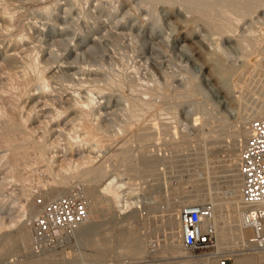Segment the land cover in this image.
<instances>
[{
  "label": "rangeland",
  "instance_id": "374dc122",
  "mask_svg": "<svg viewBox=\"0 0 264 264\" xmlns=\"http://www.w3.org/2000/svg\"><path fill=\"white\" fill-rule=\"evenodd\" d=\"M68 1L59 0L62 6H54V18L42 12L45 5H51L54 0H0V14L2 11L7 12L6 18L0 16V237L6 232L16 231L20 226L19 224L33 222L30 212L33 209L32 212L35 213L36 209L39 208L38 206L42 205L39 198L42 197L41 200L45 202L44 200L48 199L46 192L51 188L61 186L56 181V175L61 173L71 176L74 174L68 192L73 193V191H76L75 194L78 196L83 194L86 188L85 182L75 173L83 169V166L86 168L94 165L95 162L91 161L92 157L97 156L96 153L101 154L100 148H91L90 144L92 145L94 141L95 143L98 141V144H105L109 149L111 146L115 148L122 140L128 139L126 133L118 131L115 121L121 119L118 114L119 108L122 106V100L118 94L121 90L129 91L130 84L124 85L119 90L115 89L116 92L113 94L114 96H111V102L106 108H103L106 110L103 121L105 120L104 122L110 124L108 132L103 136L100 135L102 137L95 135L93 130L87 134L81 121L78 123V121L71 120L72 116L66 108L68 105H66L67 103L60 93L63 90H59L60 83L50 77L49 69H46L47 72L44 70V75L48 77L50 86L46 87L47 90L39 87L40 69L32 63L35 58H38L41 67L44 66L45 68L61 64H65L66 68H77L69 69L70 73L81 67L100 69L103 66L102 69L108 68L118 74L116 76L132 75L133 80L137 82L133 83L137 85L142 82L151 85L160 84L159 86L164 87L165 90L173 91L171 93L173 95L177 93L188 95L192 92H199L200 87L186 85L189 77H197L196 79L200 80L210 95L214 97V101L213 99L208 101L209 98L205 97L207 95H204V97L200 95L199 101L192 97L185 98L180 101L178 111L176 110L178 116H172L168 121L162 118V114L160 115L161 120L155 121L152 119L150 122L148 121L150 125H154L148 130L157 131L161 126V129H169L175 126L183 133L195 134L199 132L198 130L208 129L207 127L211 125L219 133L215 136L217 137L216 140L210 144L212 149L210 148L209 153L207 152L208 155L203 154L205 149L198 147V143L195 142L189 147V150L184 148L180 145L183 140L180 141L179 135L175 134L169 138L167 144L161 145L162 148L159 149L162 150L156 148V151L153 150L152 154L151 151L147 152L152 157H158L156 159L157 170L150 171L149 169L148 171L146 169L144 177L132 170L133 167L130 166L128 175L132 183L126 185L124 193L125 196L130 195L132 201L134 199L137 201L141 195L143 202L134 206V209L140 208V212L131 219L119 220V217L115 215L118 208L115 207L114 203L110 209L101 207L94 209L95 217L93 218L99 220L98 224L101 222L100 227L104 232L99 227L97 237L106 239L103 242V248L91 249V246H81V244H78L80 242L77 237L72 234L66 238L63 236L54 243L52 246L54 250L56 248L53 251L54 254L42 255V257L36 255L37 251L33 247L28 246V248L22 242H17V245L14 244V247H12L10 254L0 253V264H191L193 259L197 260L199 257L204 256H215L212 264H221L223 256L228 258L229 264H237V261L244 259L247 260L246 264H264V253H255L254 257L244 256L245 258L243 256L239 258L233 254L235 249L245 254L258 251V249L251 250V248L260 247L262 249L264 242H260L262 237L258 238L259 232L258 237L256 233L254 237L252 236L249 239L250 249L248 245L236 248L222 247L216 235L210 245L197 250H190L184 247L182 240L179 241V237L171 240L169 236L170 227L165 220L169 202L176 200L183 192L189 190V192H192L198 186H205V180L196 179L205 163L211 161V165L218 170L213 173L214 175H209L207 181L209 183L214 181L213 184L218 186L219 190L224 189L226 186L223 181L227 178L223 176L229 173L224 172L223 170L227 169L222 168V166L233 153L240 137V132L231 134L229 131H231L234 122L238 125L246 122L244 120L245 110L257 101L260 90L258 88L261 79L264 78V45H262V42L264 44V32H262L264 28H262L264 25V0L261 1L260 7L251 14L254 19L253 23L255 22L253 31L246 30L251 22V16L248 19H243L237 25L235 24L236 21L234 23L230 17H236L237 15L228 11L230 16L227 12V14H217L223 21L215 15L217 22L225 27L222 31L213 33H206L204 18L200 14L198 16V13L188 11L178 0H159L158 3L155 2V13L149 12V9L141 4L140 0H103L105 7L108 9L115 10L114 5L117 7L114 15L116 17L112 15L108 17L104 10L96 6L100 0H78L76 3ZM143 7L145 8L143 9ZM67 8H70L69 13H65ZM56 16H60V25L56 22ZM52 18L54 19L52 20ZM155 18L160 20V25L156 27L154 32H151ZM119 19L121 20L118 22ZM87 30L91 32L89 33L90 37L88 36L86 39L76 35L77 32L79 34V32ZM129 32L134 34L131 35ZM200 35L204 36L200 38ZM228 36L231 37L230 42H224L222 51L218 50L215 47V39ZM199 40L203 41L202 48ZM245 41L251 45L246 44L248 46L246 47ZM254 41L258 43V48H255L254 45V49H252ZM217 50L218 55L213 54ZM14 51L19 55L17 59H11L7 56L8 53ZM219 55L222 56L223 64L230 67L233 73L236 72L235 74L224 73L217 68ZM259 62L260 64L263 62L261 67ZM253 63L254 65H252ZM198 65H202V67L199 68ZM244 71L246 72L244 73ZM248 71L249 73H247ZM168 78L171 83H169ZM185 78L187 81L182 85H178ZM207 78L211 79L210 83ZM65 84H70V80L65 81ZM213 86L219 90L214 91ZM255 86L258 91H256ZM70 91L72 92V90ZM157 100H159L158 97ZM194 102H198L200 106L196 107L195 105L194 107ZM212 102H215L214 105L217 106L212 107ZM203 103L205 106H202ZM115 105L117 109L112 108ZM208 105H212L211 110L208 109ZM107 111L108 113H106ZM205 113L206 115H204ZM115 114L120 119L115 117ZM223 114H225V117H221ZM222 118L224 119L223 123L221 122L223 121ZM229 119L230 121H227ZM9 121L11 125H9ZM139 121L137 120L133 124L137 128L140 127ZM161 123L165 125H161ZM200 125L203 126L200 128ZM226 126L229 130L226 129ZM175 127L173 128L175 129ZM44 142L48 144L46 145ZM137 142L134 141L133 146H138ZM194 146L197 149H202L201 151L197 150L198 153H202L201 155L189 154L194 151ZM173 148L174 151L172 152ZM168 150L173 154L167 152ZM159 151L164 154V159L162 158L163 154ZM23 152L26 154H23ZM168 153L174 157L176 155V157L171 156L170 159ZM38 154L42 155L41 160L36 159ZM181 154L185 157L183 155L180 157ZM9 157H12V159ZM96 160L99 162L97 161L95 164L103 161L101 155L98 158L96 157ZM108 161L113 163L112 160ZM19 162L21 163L19 164ZM215 164L217 166L221 164V166L217 167ZM227 193L230 192L227 191ZM65 194H67V191ZM206 202H209V200ZM230 209H232L231 205L228 204L221 211L223 214L226 212L228 214ZM178 224L175 227H179L175 229L176 232H180L181 229V224ZM130 229L139 232L141 235H146V243L143 247L144 254L141 256L134 257L131 253L124 252V241L128 238ZM112 233L113 235H111ZM261 236L264 238V233ZM254 238L255 241H253ZM225 245H229V243ZM94 251L100 252V259L86 254ZM207 253L212 254L205 255Z\"/></svg>",
  "mask_w": 264,
  "mask_h": 264
},
{
  "label": "bare ground",
  "instance_id": "6f19581e",
  "mask_svg": "<svg viewBox=\"0 0 264 264\" xmlns=\"http://www.w3.org/2000/svg\"><path fill=\"white\" fill-rule=\"evenodd\" d=\"M70 1L73 3L78 2V0H70ZM70 1H68V2H70ZM178 1H180L183 4L184 8H186L188 11L191 10L193 12H196V13H198V16L200 14L204 18V26L206 28L205 31H207L206 33H208V32L213 33L215 31H222L223 28L225 27L223 24L217 22L218 20H216V18H215L217 16V14L226 13V12L228 13V11L229 12L231 11L237 15L236 17H233V16H230L228 13V15L233 19L234 23L236 21L235 24L240 23L243 19H248V17L251 16V18H250L251 22L249 21L250 24L248 27H246L247 28L246 30L255 29V26L253 25L255 22L253 23L254 19H253L251 14L254 11H256L257 8L260 7L262 0H178ZM155 2L158 3L159 0H140V3L145 5V7H147L149 9V12H151V13H155V7H154V4H156ZM163 2H165V1H163ZM176 3H178V2H176ZM67 5H68V3H67ZM1 6H3V5H1ZM54 6H58V7L62 6V3H60L59 0H54V2L51 5L50 4L45 5L42 12L44 14L48 15L49 17H51V16L54 17L53 16ZM96 6L99 7L100 9L104 10L108 17H110L111 15L114 16L116 14L115 10H117V7H115V5H114L113 8L115 10H112L110 8L109 9L106 8L105 7L106 5H104L103 0H100V2ZM145 7H143V9ZM138 8H140V7H138ZM69 12H70V8H67L65 13H69ZM6 13L7 12L2 11L0 16L2 18H6V16H7ZM59 17L56 16V22L59 23V25H60L61 21H59V20H61V19ZM114 17H116V16H114ZM54 18H52V20ZM218 18H220V17H218ZM120 20L121 19H119L118 22ZM220 20H222V19L220 18ZM256 22H258V21H256ZM229 23H230V20H229ZM232 24H233V22H232ZM159 25H160V20L158 18H155L154 23H152V27L150 26L152 28L151 32H154L156 27H158ZM261 25H263V24H261ZM227 26H228V24H227ZM233 26H236V25H233ZM263 27H264V25L262 26V28ZM234 28L236 29L237 27H234ZM62 30H64V28H62ZM260 30H261V28H260ZM90 32L91 31H89V30L83 31V32L81 31V32H79V34L77 32L76 35H78L79 37H84L86 39V37L89 36ZM230 32H231V30H230ZM262 32H264V28H263ZM121 34H122V32H121ZM129 34H131V32H129ZM133 34L134 33H132L131 35H133ZM201 36H204V35H200V38H201ZM210 39H211V35H210ZM217 39H215V41H216L215 47L218 50L222 51V49H223L222 46L224 45L223 43L224 42H230L231 37L228 36L225 38H217ZM199 41H200V47H201L203 41L202 40H199ZM259 41H260V39H259ZM254 43H255V41H254ZM254 43H252V47L255 45V48H258V43H255V44ZM244 44L246 47H248L246 44H250V43L245 41ZM256 44H257V46H256ZM241 45H243V44L241 43ZM262 45H264L263 42H262ZM88 48L90 49V47H88ZM252 49H254V47ZM218 50L216 52L213 51L214 52L213 54L218 55ZM7 56L10 57L11 59H17L19 55L14 51L12 53H8ZM221 58H222V56L220 57V55H219V58H218L219 60L218 61L216 60L217 61V68L221 69L224 73L228 72L229 74H231V73L235 74L236 72L233 73L231 71L230 67H226L223 64V61L221 60ZM32 63L34 66H36L40 69L39 77H38L39 87L47 90L46 87L50 86V81H49L48 77L46 75H44V73H45L44 70H46V69H49L48 71H49V73H51L50 77L52 79L57 80L58 83H60L59 90H63L60 93H61V96L63 97V99L65 100V102L67 103L66 105H68V106H66V108L68 109V111L70 112V115L72 116L71 120L78 121V123H79V121H81V123L83 124V126L85 128V131H86L85 133H87V134L91 130H93V133H95V135H97V136L98 135L103 136V134L108 132V130L110 128V124H109V122L108 123L104 122L105 120L103 121V119H105V118H103V115H105V111H106L103 108H106L107 105L111 102V96L113 94H115V92H116V91H114L115 89L119 90V88H123L124 85H127V84H130V87H131L129 91H124V90L122 91L121 90V92L118 94L119 98L122 100V106H120V108H119V114L115 112L116 114L121 116V119H120V117H117V115L115 114V117L120 119V120L115 121L117 126H118L117 129H119L118 131H120V132L126 133V136L128 137V139L127 138H126L127 140L124 139L125 141L122 140L119 143V145L117 144V146L115 148H112V146H111L110 147L111 149L109 148L110 150L106 147L105 144H98V141H97V143H95V141H94V143L92 145L90 144L91 148L92 147H96V148L98 147V149L100 148L99 151L101 152V154L98 155V153H96L97 156H93L92 157L93 159L92 160L90 159V160L92 162L96 163L100 159L99 158L98 160H96V157L98 158V156L101 155L103 161L100 163H97V164L94 163V165L86 167V168H84V166H83V169H81V170L78 169L79 171H77V173H75L76 175H78L82 178V180L85 182L84 184L86 185V188L83 191V194L79 197H81L87 205L88 217L86 218L85 221H83L82 223L77 225L72 230H69L67 228H61V229H59V232L61 233L62 237L64 236L65 238L69 235H72V234H73V236L75 235L77 237L78 241L80 242L78 244H81V246L82 245L84 247L91 246V249L103 248V245H104L103 242H104V240H106L104 238L97 237L98 230L99 229L101 230V227H100L101 222H100V224H98L99 220L96 218H93V217H95V214L93 213L94 209H96L98 207H101L104 209H107V208L110 209L112 204L114 203L116 205L115 207L118 208V209H116L115 215H117L119 217V220H124V219H128V218L131 219L132 217H135V215H137L140 212V208L134 209V206H136V204L143 202V200H141V199H143V198H141V195H140L139 199H137V201H136V199H134L135 201L134 200L132 201L129 197L130 195L125 196V193H124L126 185L132 183V180H131L130 176L128 175L130 166L133 167L132 170L136 171L139 174H142L145 177V172L147 170L148 171H149V169H150V171L157 170L156 168H157L158 164H157L156 159L158 157H152L151 156V154L153 153V150L156 151V148H158V149L160 147L162 148L164 143H166V144L168 143L169 138L171 136H173L175 134L179 135V137H180L179 140L180 141L183 140L182 144H180V145H182L184 148H188V150H189V147L191 145H193L194 142L198 143V145H199L198 147L205 149V151L203 150V154L204 153L207 154V152L209 153V150L212 149L210 144L216 140L215 138H217V137H215V136H216V134L219 133L217 131V129L212 128L211 125H209V123H208V125L210 127H207L208 129L202 128V129L198 130L199 132H196L195 134L183 133L180 131V129H178V127H175V126H172L170 128L168 127L169 129H161L162 128V126H161V128L158 129L157 131L148 130L150 127L154 126V125L152 126L149 124V122L152 119L155 121L161 120L160 115L163 114L162 118L167 119L169 121V119H171L172 116L173 117L176 116L177 115L176 112L178 111V109H177L178 105L180 104V101L184 100L185 98L192 97L193 99L195 98V100H198V98H200L201 96L204 97V95H207L205 97L207 99L209 98L208 101H212L210 99H213V101H214V97L210 95L209 91L206 89V87H204V85L201 83V81L196 79L197 77L196 78L195 77H189V78L187 77L188 81L185 78L184 81L181 80L183 82L178 83V85H182L183 83H185V81H187L186 85L200 87L201 90L199 92L198 91L192 92L191 94H188V95H184L183 93H177L176 95H173V94H171L173 92L172 90H170L172 92H169V91L165 90L164 87L159 86L160 84L156 83L155 85L154 84L151 85L149 83L145 84L142 82V83H139L140 84V86H139V84L138 85L134 84L137 82H135V80H133V78L131 77L132 75L128 76L130 74H127V75H123V76L122 75L116 76L118 74H115L114 72L110 71L108 68L102 69L103 66H102V68L100 67V69L99 68L91 69V68H87V67H81V68H79L80 70L79 69L76 70L77 69L76 67H69V68L67 67L66 68V66H64L65 64L64 65L61 64V65H56V66L51 65V66H48L49 68H45L44 66L41 67V62H40V60H38V58L33 59ZM254 63L252 65H254ZM262 63L260 64V62H259L260 67H261ZM198 67L201 68L202 65H198ZM71 68H76L75 69L76 71L73 70L74 72L70 73L71 71H69V69H71ZM250 69H251V67H250ZM46 72H47V70H46ZM245 72L246 71H244V73ZM247 73H249V71ZM84 74H86V75H84ZM91 74H93V75H91ZM245 76H246V74H245ZM134 78H135V76H134ZM69 80H70V84H65V81H69ZM168 80L170 81L169 78H168ZM210 80H211L210 78H207V81L209 83L211 82ZM169 83H171V81ZM246 83H247V80H246ZM246 83L244 82V84H246ZM248 83H250V82H248ZM168 86H169V84H168ZM170 86H171V84H170ZM257 87H259V86H257ZM255 88H256V86H255ZM178 89H177V91H178ZM258 89H260V90L258 93L259 97H258L257 101L251 107L249 105L245 110L244 120L246 122L242 125H238L236 122H234V124H233V122H231L233 124V127H231V129H230L231 131H229V132H231V134L232 133L236 134V133L240 132V137H239V141L236 143V145L233 149V153L229 156L228 161L225 164L222 163L223 164L222 168L227 169V170H223V171L229 173L228 175L223 176L224 178H227V180L223 181L226 184L224 189H222L224 191L219 190L218 186L213 184L214 181L211 183H209L207 181L208 176L212 175L213 173L217 172L218 170H216L215 166L211 165V163H212L211 161H210V163H205L204 166L201 168V172L198 173V177L196 178L197 180L198 179L199 180H201V179L205 180V186L204 187H201V186L197 187L196 186L197 188L193 189L192 192H189L190 190L187 192H183L182 194L179 195V197L176 200L171 201L167 204L168 212H167V218L165 220L170 227L169 228L170 229L169 236L171 237V240H174L175 237H179L180 238L179 241L182 240V226H181L180 232H176V230H175V229L179 228V227L175 228L176 225L178 223L181 224L180 217L178 216L179 208H182V207L187 206V205H192L194 203H206V201L209 200V202H212L214 205L215 216H214V219H212V221H205L204 224L206 225L210 222H213L215 224L216 235L218 236L219 244L222 247H235L236 248L239 246H247L248 243L250 242L249 239L252 236L254 237L257 233V237H258V232H259L258 238L262 237V240H260V242H264V238H263V236H261L264 232L260 233V230L257 228L255 221L252 219V216H251L252 213H255V209L259 208L261 210H264V201H260L254 205L247 203L245 201V199L242 195L243 177H242V173L240 171L242 151H243L244 145H245V143H246V141H247V139L251 133L252 120L259 117V116L264 115V78L261 79V84H260V87ZM70 90H72V92ZM192 90H193V88H192ZM213 90L218 91L219 89H217L215 86H213ZM256 91H258L257 88H256ZM157 97L159 98V100H157ZM189 99H191V98H189ZM204 102L206 103V101H204ZM212 103H213V106L212 105L211 106L214 107L215 106L214 104H216V103L215 102H212ZM245 103H246V101H245ZM195 105H196V107L200 106V104L198 102H194V107H195ZM203 105H204V103L202 104V106ZM211 106H209L208 109ZM243 106H244V104H243ZM116 107L117 106L115 105V107H112V108L117 109ZM206 110H205V112H206ZM209 110H211V108ZM196 112H198V111H196ZM210 112L212 113V111H210ZM106 113H108V111ZM203 113H202V115H203ZM164 114H167V115L164 116ZM204 115H206V113ZM222 116L225 117V114L221 115V117ZM115 117H113V118L115 119ZM219 117H217V118H219ZM175 119H177V118H175ZM226 119H227V117H226ZM137 120H140L138 122V124H140L139 128H137L135 125H133V124H135L134 122H136ZM172 120H174V119H172ZM215 120H217V119H215ZM166 121H164V122H166ZM227 121H230V119ZM201 122H203V121H201ZM221 122L223 123L224 119ZM199 124H200V121H199ZM9 125H11V122L9 123ZM161 125H165V124L161 123ZM202 126L200 125V128ZM173 127H175V129ZM222 127L224 128V126H222ZM221 129H218V130L222 131ZM226 129H227V126H226ZM227 130H229V129H227ZM223 131H225V129H223ZM222 133H224V132H222ZM92 135H94V134H92ZM102 136H100V137H102ZM15 139H17V138H15ZM211 139H214V140H211ZM21 140H23V139H21ZM134 141H136V142L138 141L137 142L138 146L137 145L133 146V144H135V143H133ZM44 143H46V142H44ZM47 144L48 143H46V145ZM47 147L49 148V145ZM24 148L25 147L23 146V149ZM163 148H165V147H163ZM166 148H167V146H166ZM166 148H165V150H167ZM193 149H194V151L191 149L193 152H190L189 154H194V155L196 154L197 155V154H200L197 152V150L198 151L202 150V149L201 150L197 149L196 146H194ZM159 150H162V149H159ZM169 150L167 152H169ZM182 150H184V149H182ZM148 151H151V154H147ZM171 151L173 152L174 148ZM159 152L161 153V151H159ZM177 152H179V151H177ZM169 153H168V155H169L170 159H171V156L174 157L173 155H170L171 153L170 154ZM23 154H26V153L23 152ZM161 154H163V153H161ZM141 155H142V157H140ZM182 155L183 154H181L179 156L181 157ZM41 156H40V154H38L36 156V159L41 160ZM163 156H164V154L162 155V158L164 159ZM12 157L11 158L9 157V158L12 159ZM175 157H176V155H175ZM188 158H186V159L188 160ZM13 159H14V157H13ZM15 159H16V157H15ZM108 160H112L113 163H111V161H108ZM165 160H167V159L165 158ZM20 163L21 162H19V164ZM160 163H162V162H160ZM215 165L217 166V164H215ZM219 165L221 166V164H218V166ZM159 167H160V165H159ZM159 170H160V168H159ZM72 176H74V174L71 176H67V175H64L61 173L59 175H56V181L59 184H61V186L60 187H54L53 189L51 188L50 190H48L46 192L48 199L44 200V201L46 202V201L54 199L60 195H63L66 193V191H67V193H69L68 191H69L70 186H71L70 181H72L71 180ZM75 181H77V180L75 179ZM79 181H80V179H79ZM217 181H218V179H217ZM219 182H220V180H219ZM135 185H137V184L135 183ZM133 189L135 190V188H133ZM127 191H128V189H127ZM227 191H229L230 193H227ZM43 198H47V197H43ZM228 204L231 205L232 209H230V213L226 214L227 213L226 212L223 214L221 209ZM38 207L39 208L36 209L35 213L32 212L33 209L31 212L29 211L30 215H31V220L33 222H30V223L25 222V223L19 224L20 226L16 231L6 232L0 237V253L5 252V253L10 254L12 247H14V244H16L17 242H22L24 246H27V247L30 246V248L32 247L33 242H34V220L36 218L34 216L39 213V211L42 208V205H40ZM35 208H36V206H35ZM224 211H225V209H224ZM33 217H34V220H33ZM131 229L129 231L128 238H126V240L124 241V247L123 248H124V252H129L134 257H138V256H141L144 254L143 247L146 243V239H145L146 235L145 236L141 235L139 232L131 230ZM101 231H99V232L101 233ZM111 235H113V233ZM255 238L253 241H255ZM177 241H178V239H177ZM228 243H229V245H225ZM180 244H181V242H180ZM248 246L250 249L251 245L249 244ZM78 248H80V247H78ZM253 249H258V251H256V252L254 251V252H250V253L245 254L244 252H241V251L238 252L239 250L235 249L233 251L234 252L233 254H234V256H237L240 258L242 256L243 257L244 256H253L254 257L255 253H257V254H260V253L263 254L264 253V250H262V249H264V247L262 249L260 247L251 248V250H253ZM55 250H56V248H55ZM55 250L52 246H48V247H45V248L37 251L36 255L37 256L49 255V254H52L53 251H55ZM86 254H90L91 256H93L97 259L98 258L100 259V256H101L100 252H98V251H94L92 253L89 252ZM210 254H212V253H207L205 255H210ZM214 258H215V256H204L201 258L199 257V259H197V260L193 259L191 264H212ZM246 262H247V260L245 261V259L239 260V261H237V264H246ZM164 264H170V263H164Z\"/></svg>",
  "mask_w": 264,
  "mask_h": 264
},
{
  "label": "built area",
  "instance_id": "2783aa9c",
  "mask_svg": "<svg viewBox=\"0 0 264 264\" xmlns=\"http://www.w3.org/2000/svg\"><path fill=\"white\" fill-rule=\"evenodd\" d=\"M243 177L242 195L247 203L264 201V115L252 120L251 133L244 145L240 163ZM42 208L34 220V242L32 247L39 251L53 246L62 238L59 229L72 230L88 217L85 201L78 195L67 193L43 202ZM254 212V211H253ZM252 213V212H251ZM215 209L212 202L194 203L180 209L182 243L190 250L210 245L216 237V226L212 221ZM260 233L264 232V210L255 209L252 213ZM221 264H229L227 257L221 258Z\"/></svg>",
  "mask_w": 264,
  "mask_h": 264
}]
</instances>
